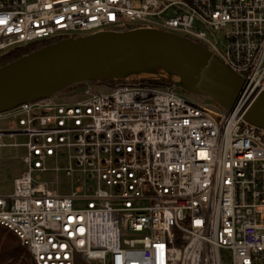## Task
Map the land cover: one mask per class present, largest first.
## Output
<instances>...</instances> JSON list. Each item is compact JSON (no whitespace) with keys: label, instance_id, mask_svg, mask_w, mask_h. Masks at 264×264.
I'll list each match as a JSON object with an SVG mask.
<instances>
[{"label":"built area","instance_id":"1","mask_svg":"<svg viewBox=\"0 0 264 264\" xmlns=\"http://www.w3.org/2000/svg\"><path fill=\"white\" fill-rule=\"evenodd\" d=\"M0 21V57L152 28L202 45L247 95L264 93V0H0ZM81 84L0 112V149L24 164L0 195V225L32 264H264V128L173 85Z\"/></svg>","mask_w":264,"mask_h":264},{"label":"water","instance_id":"2","mask_svg":"<svg viewBox=\"0 0 264 264\" xmlns=\"http://www.w3.org/2000/svg\"><path fill=\"white\" fill-rule=\"evenodd\" d=\"M172 69L185 91L211 98L264 128V93L247 95L246 81L202 45L157 29L103 31L56 40L0 67V112L74 84L131 71Z\"/></svg>","mask_w":264,"mask_h":264},{"label":"rangeland","instance_id":"3","mask_svg":"<svg viewBox=\"0 0 264 264\" xmlns=\"http://www.w3.org/2000/svg\"><path fill=\"white\" fill-rule=\"evenodd\" d=\"M219 39V47L225 42V37H223V33L218 35ZM146 70V69H142ZM153 78H160L168 80L164 77H158V76H142L138 72H128V74L121 75L120 77H116L109 80L104 81H93L94 85H96L97 90L104 91L103 88H100L99 86H115L120 85L121 83H129V84H135L137 81H144L146 79H153ZM170 81L171 85L176 87L177 92L184 97L185 99L188 98L196 103L203 104L213 110L220 111L222 113H226L227 110H225L222 106L218 105L216 102H214L211 98L206 97L204 95L200 96L194 93H191L189 91H185L182 87H180L179 82H174L172 80ZM84 84H74L71 87H68L66 89L60 90V95H72L73 93H76ZM9 122L7 121H0V129L9 128ZM2 142L9 143L13 141H22L21 137H3L1 139ZM20 152L17 150H14L12 147L9 148H2L0 149V195H8L13 192V180L17 176H19L20 172L24 169V164L21 161L17 155ZM68 181L64 178L62 175L60 177V182L58 188H61V191L67 192L68 191ZM31 261V258H30ZM32 264V262H31ZM79 264H88L85 262H80Z\"/></svg>","mask_w":264,"mask_h":264},{"label":"trees","instance_id":"4","mask_svg":"<svg viewBox=\"0 0 264 264\" xmlns=\"http://www.w3.org/2000/svg\"><path fill=\"white\" fill-rule=\"evenodd\" d=\"M55 40H39L21 48L10 50L0 57V67L40 47L51 44ZM144 82L157 86L171 85L170 81L160 78L146 79ZM30 258V254L21 245L20 240L0 225V264H31Z\"/></svg>","mask_w":264,"mask_h":264},{"label":"bare ground","instance_id":"5","mask_svg":"<svg viewBox=\"0 0 264 264\" xmlns=\"http://www.w3.org/2000/svg\"><path fill=\"white\" fill-rule=\"evenodd\" d=\"M131 72H138L140 75L142 76H158V77H164L166 79H170L174 82H179V78L176 74L175 71H173L172 69H166V68H161V67H156L153 69H146V70H137V71H131ZM243 102L238 106V108H240L242 106Z\"/></svg>","mask_w":264,"mask_h":264},{"label":"snow or ice","instance_id":"6","mask_svg":"<svg viewBox=\"0 0 264 264\" xmlns=\"http://www.w3.org/2000/svg\"><path fill=\"white\" fill-rule=\"evenodd\" d=\"M5 23V21H0V24Z\"/></svg>","mask_w":264,"mask_h":264}]
</instances>
